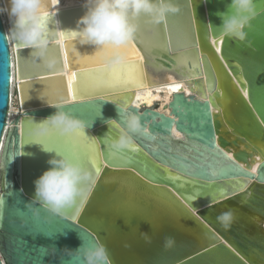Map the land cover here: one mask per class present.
Instances as JSON below:
<instances>
[{
	"label": "water",
	"instance_id": "1",
	"mask_svg": "<svg viewBox=\"0 0 264 264\" xmlns=\"http://www.w3.org/2000/svg\"><path fill=\"white\" fill-rule=\"evenodd\" d=\"M3 2L7 11L9 0ZM173 2L179 11L162 22L145 16L136 20L138 30L128 45L136 55L126 52L128 62L141 65L143 85L110 90L97 87L96 75L105 66L96 47L70 36L86 12L83 4L55 13L52 0H45L46 58L56 61L53 68L34 57L33 49L11 41L0 8V264H83L79 253L63 249L97 241L106 246L110 264H264V0H255L257 15L245 28L244 41L221 38L218 13L228 11L230 0ZM161 31L171 40L169 53L156 49L157 59H151L149 42ZM175 56L184 58L179 67ZM84 57H98L101 63H84ZM14 60L19 112L9 126ZM66 70L74 72L72 81ZM165 73L192 82L188 86L197 93L173 92L169 113L159 109L158 101L132 103L131 90ZM69 83L75 88L70 90ZM55 105L87 122L83 130L95 142L101 169L93 173L96 183L83 200L68 209V218L31 202L34 181L50 167V158L59 154L74 160L52 150L56 145L50 136L84 151V145L69 139L76 132L34 134ZM124 109L142 117L146 131L135 134L132 144L139 152L113 147L124 126ZM216 146L247 175H213L224 166L213 154ZM237 183L242 188L218 196ZM228 211L234 219L225 228L217 217ZM39 226L52 231L37 234ZM167 237L175 240L168 249Z\"/></svg>",
	"mask_w": 264,
	"mask_h": 264
},
{
	"label": "clouds",
	"instance_id": "2",
	"mask_svg": "<svg viewBox=\"0 0 264 264\" xmlns=\"http://www.w3.org/2000/svg\"><path fill=\"white\" fill-rule=\"evenodd\" d=\"M7 9L12 27L8 35L26 48L33 49L32 54L43 60L47 67L53 68L56 61L46 58L49 46L47 25L44 22L45 0H9ZM85 14L78 21V30H74L80 44L96 47L103 65L108 69L119 67L128 62L125 49L135 39L138 30L136 20L145 16L151 22L159 23L168 14L179 11L173 0H84ZM228 11L218 13L222 24L221 38L231 37L240 41L246 39L245 28L257 15L255 0H230ZM55 112L35 125L34 134L44 136L50 132L68 135L83 130L87 122L55 105ZM124 126L118 138L113 142L117 150L129 149L134 143V135L146 131L142 117L128 109L123 110ZM50 165L34 181L35 195L31 202L39 203L54 216L68 218V209L75 206L78 198H84L87 190L94 186L96 177L83 164L67 156L57 154L50 158ZM234 215L231 211L221 213L217 220L223 227H230ZM175 240L167 237L166 249L173 247ZM56 247L53 246V254ZM68 253L80 254L83 264H110L106 246L97 241L91 246H81L76 250L64 248Z\"/></svg>",
	"mask_w": 264,
	"mask_h": 264
},
{
	"label": "snow or ice",
	"instance_id": "3",
	"mask_svg": "<svg viewBox=\"0 0 264 264\" xmlns=\"http://www.w3.org/2000/svg\"><path fill=\"white\" fill-rule=\"evenodd\" d=\"M48 17L45 15L44 22L47 24ZM160 28L163 29V25H160ZM76 33H70V36H75ZM143 43V42H141ZM171 44V40L168 35L164 34L163 31L160 32L158 36L154 35V39L149 42L148 48L152 49V56L151 59H157L155 55H153V50H161L162 52L169 53V45ZM19 47L24 48L25 46L23 44L19 45ZM125 51H128L130 56L136 55V50L134 48H127ZM140 59H143V57H140ZM161 61L163 60V57L160 58ZM174 61L177 62V67L180 66V64L183 63V57L181 56H175L172 57ZM198 57H197V66H198ZM84 63H101L98 57H84L83 60ZM88 74L92 75L90 73H87L83 70H81V75ZM96 81H97V87H101L105 90H110L111 88L121 86V85H131L139 83L141 86L143 85V69L141 65H139L136 62L129 61L128 63H125L118 68H112L107 69L105 66V70L102 73H98L96 75ZM213 87H215V81L213 80ZM68 88L71 90L75 88V84L69 83ZM181 88L180 84L171 85L169 86V90L173 92H179ZM118 99H123L118 98ZM99 114V113H98ZM145 135H147L145 133ZM49 139H54V143L56 145L55 148L52 150H55L57 153H65L69 155L74 160L78 161L79 163L83 164L84 166L90 168L94 174H98L101 169L98 166V159L99 155L96 151L95 142L90 141L84 133V130H77L75 133V137H69V139L73 140V143L75 144H82L84 145V151H76L66 146L63 139L60 138H52L51 136ZM211 148L212 145H209ZM130 149L132 152H139L140 149L136 145H131ZM213 154L220 158L224 162V166L221 167L217 172H214L213 175H219L221 177H228L232 174H239V175H247L246 172H244L241 165H236L233 161H231V158L227 157V154L223 152L222 149L219 148V146H216L215 148H212ZM119 159L123 160V157H118ZM237 188H242V185L237 183L230 186H227V190H220L218 191L219 197H225L228 194V191L235 192ZM195 198V194L193 196L187 197L188 200H192ZM217 197H213V199H216ZM80 200H83L81 198ZM79 211V208L76 210V213ZM75 213V215H76ZM74 215V216H75ZM73 216V215H72ZM47 225V224H46ZM60 229L56 228L55 231H59ZM48 231H52L51 227H40L37 230L38 233H46Z\"/></svg>",
	"mask_w": 264,
	"mask_h": 264
},
{
	"label": "bare ground",
	"instance_id": "4",
	"mask_svg": "<svg viewBox=\"0 0 264 264\" xmlns=\"http://www.w3.org/2000/svg\"><path fill=\"white\" fill-rule=\"evenodd\" d=\"M53 3V10L55 13H57V10L63 7H71L75 5H82L84 4V0H52ZM0 8L2 11L4 23L6 25L7 31L9 33L10 25H9V17L8 13L6 11L5 5L3 0H0ZM11 39V38H10ZM12 41V39H11ZM215 47L217 49L220 48V40L215 42ZM13 53H14V46L12 45ZM139 58L143 57L142 54H138ZM141 59V63H142ZM101 73V72H100ZM98 74V73H97ZM66 75L68 77L69 81H72L74 79V72L72 70H66ZM16 65L14 60V80H13V90H12V97H11V106H10V122L9 126L12 124L11 120L13 117L19 112V107L16 105L17 97L15 94L16 89ZM192 82H188L186 79L180 78L175 76L172 73H165L164 75L157 74L155 76V81L149 82L148 79L145 82V86L143 87H136L135 89L131 90L130 92L133 93V99L132 103L136 105H140L142 103H146L148 105H152L155 103V101H158L159 103V109L161 111H164L165 113H169V101L172 98L173 91L169 90V86L180 84L181 88L180 91H185L186 93H197V88H194V91L190 89L188 84ZM179 135V133H178ZM259 159L254 161L252 164V168L256 169L259 163ZM3 182V169H2V158L0 156V192L2 191L1 184Z\"/></svg>",
	"mask_w": 264,
	"mask_h": 264
}]
</instances>
